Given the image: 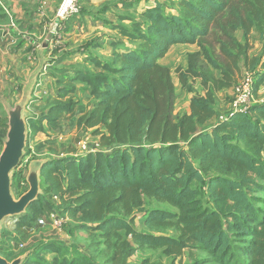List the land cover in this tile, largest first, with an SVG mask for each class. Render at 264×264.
Segmentation results:
<instances>
[{
	"label": "trees",
	"instance_id": "obj_1",
	"mask_svg": "<svg viewBox=\"0 0 264 264\" xmlns=\"http://www.w3.org/2000/svg\"><path fill=\"white\" fill-rule=\"evenodd\" d=\"M179 7L176 14L166 13L162 4L149 8L143 14L146 31L138 22L140 35L129 32L139 43L136 49L114 51L112 63L99 62L97 73L68 76L45 112L28 117L35 134L44 131L45 121L53 124L72 115L76 82H86L95 103L79 117L77 129L92 131L98 150L48 159L41 189L47 186L59 199L43 203L41 193L20 215L17 231L32 227L54 207L74 218L78 229L91 237L98 232L108 248H115L110 264H127L137 249L132 241L175 257L198 248L220 264H264V198L257 196L264 193V103L225 120L214 108L217 92L235 85L245 71L255 72L256 96L264 86L263 56L249 54L254 28L264 40V0H180ZM174 44L198 47L188 65L177 69L178 84L190 92L191 82L199 79L204 88L191 97L184 114L175 113L171 69L159 62ZM195 182L207 185L211 205ZM145 198L177 211L148 210L144 224L156 231L173 227L177 235L136 230ZM121 231L132 238L123 239ZM44 243L23 264L33 259L37 264H99L90 250Z\"/></svg>",
	"mask_w": 264,
	"mask_h": 264
},
{
	"label": "crops",
	"instance_id": "obj_2",
	"mask_svg": "<svg viewBox=\"0 0 264 264\" xmlns=\"http://www.w3.org/2000/svg\"><path fill=\"white\" fill-rule=\"evenodd\" d=\"M60 2L61 0H0L1 105L4 101L19 102L28 85L32 84L27 111L32 117L42 115L46 107L56 98L59 88L65 86L68 76H77L80 72L97 73L101 71L99 62L112 63L114 51L136 49L139 43L130 38L129 32L132 31L134 20L141 23L142 32L146 31L147 24L143 14L149 8L162 4L166 10L171 8V13L179 12V3L176 0H79L80 14L63 22L56 16ZM236 34L237 39L244 43L243 32L238 31ZM250 42L252 45L250 56H263L264 60V40L261 39L257 28L252 30ZM175 46L182 47L185 56L198 48L196 44H174L171 48ZM159 62L170 68L168 64L161 62V59ZM215 72L219 75L218 71ZM178 82L176 76V86ZM191 83L198 86H193L194 89L190 92L184 90L185 103L183 107L175 110L178 114L189 112L191 97L204 92L199 79ZM221 92L222 90L217 94L214 104V108L219 113L227 107L223 95H220ZM257 95L256 102L264 103L262 97L264 86L258 87ZM73 97L76 101L74 113L63 117L57 123L48 124L45 121L44 131L35 133L36 143H45L43 142L45 138L49 139L52 134L54 136L60 134H54L56 128L61 131L67 126L69 129H76L79 117L93 109L95 100L86 82H76ZM213 122L217 121L213 120ZM4 129L0 127L2 142L7 138L8 132L5 131L4 135ZM41 135H45V138ZM92 140L96 144L91 145L90 148L98 145V137H93ZM68 154L72 153L65 152L60 157ZM50 214L51 217L54 215ZM51 228L61 232V229L55 225L51 224ZM70 228L72 226L67 228L68 234L71 232ZM69 236L72 238L66 240L60 238V240L82 250L89 249L84 245H75L73 235ZM49 255L53 257L52 253ZM49 257L47 254V258L51 260L52 257ZM128 261L132 262V259L129 258Z\"/></svg>",
	"mask_w": 264,
	"mask_h": 264
},
{
	"label": "rangeland",
	"instance_id": "obj_3",
	"mask_svg": "<svg viewBox=\"0 0 264 264\" xmlns=\"http://www.w3.org/2000/svg\"><path fill=\"white\" fill-rule=\"evenodd\" d=\"M179 1L180 0H176L177 3H179ZM170 10L165 9L166 13H171ZM179 10L181 11L182 8L178 7V11ZM137 23L138 22H135V20L133 21L131 32L135 33L132 35L137 34L138 36L140 35V32L138 31L139 26L137 25ZM189 54L185 56L184 49L182 47L175 46L168 50L165 56L161 58V62H164L165 64H168L170 66L172 75L174 76V78H176L177 69L179 67H186L188 65ZM245 70H243V72ZM194 86L197 87L198 85ZM232 86L221 89L222 92L220 93V95H223L224 100L227 103V107L222 113L226 112L228 108V102H230L231 100L230 97L233 92ZM200 90L202 89L200 88ZM220 91H218L217 94ZM176 96L177 98L175 102V110L177 111V108L183 107L185 103V101L183 100L185 98L184 88L181 87L180 84H178V86L176 87ZM255 98L257 100L258 95H255ZM15 104L16 103H9L7 101L3 102L2 105L0 104V127L5 128L4 135L5 131L7 132L9 130V114L6 109V106L11 105V107H14ZM26 112L27 116H29L30 114L28 113V111ZM26 121L28 125V139L26 143V148L24 150V155L21 159L20 164L11 173L12 192L16 199L20 198L24 194L23 192H26L29 189L27 175L29 173L31 162H33L34 159L56 158L58 156H62L65 152H76L84 143L88 144L89 146H94L96 144L95 141L92 140L93 137L96 138L95 136H93L92 131L89 130L88 132H82L79 131L77 128L69 129L68 126L66 129H63V131H61V129L59 130L58 128H56L54 134H60H57L55 136L52 134L49 139L45 138V135H41L42 138H45L43 141L45 143H36V136L33 131H31L29 128L30 126L27 118ZM4 142H2L0 139V155L5 146ZM37 146H39V148H37ZM193 186L200 191L205 204H207V185L205 183L195 182ZM41 190L43 193V203L53 202L56 204L55 199H53V197L48 193L47 186H45ZM257 196L264 198V193L259 192ZM208 205H211V202H209ZM259 205H262V203L260 202ZM154 208L177 211V208L169 205L168 203L159 202L150 198H145V203L142 208L143 210L138 212L137 217L135 219L136 230L152 231L158 234L163 233L168 235H177V231L173 227L163 228L160 231H156L149 229L144 224L145 213L148 210ZM51 213L54 214L52 216L53 219L51 217V214L46 212L36 223L33 224L32 227L23 228V232H19L16 230V226L20 221V215L6 217L2 221L1 225L0 244L2 249H0V255L7 258L9 261H12L16 259L18 255L21 256L30 250H38L39 248H41V246L46 245V243L44 242L53 241L61 242L64 244V247H68L70 250H72L74 249V247L71 246L70 243L61 240L71 239L72 237H70L69 235H73V238L76 241L75 245L87 246V248H89L87 250L91 251V253L95 256L96 260H98V263L100 262V264H106V261L107 263L109 262V258L114 252L115 248H108V246L103 242V239H101V237L98 235V232L94 233V237H91L87 231L78 229L77 221L74 218H71L67 213H65L63 209H59V211L57 212L53 207ZM48 217H50L51 219H48ZM56 218L61 219L63 222L60 227L56 226L57 228L61 229V232H59V230H53L51 228V224L55 225L54 219L56 220ZM71 226L72 228L69 229L71 232L70 234H68L67 228ZM121 233L123 234V239L129 240L132 238L131 236L127 237L124 234V231H121ZM235 244H240V241L236 240ZM132 245L134 248L137 247V249H135L132 255L127 258V264H220L218 260H216L212 255L198 248L190 250L187 249L185 250L183 255L175 257L172 255H167L163 248H150L148 246L138 247L137 243H135L134 241H132ZM65 252H68L67 248ZM48 256H50L49 258L52 257V255L49 254ZM129 258L130 260L132 259V262L128 261ZM29 264L37 263H35V260L33 259L29 261Z\"/></svg>",
	"mask_w": 264,
	"mask_h": 264
},
{
	"label": "water",
	"instance_id": "obj_4",
	"mask_svg": "<svg viewBox=\"0 0 264 264\" xmlns=\"http://www.w3.org/2000/svg\"><path fill=\"white\" fill-rule=\"evenodd\" d=\"M32 92V84L28 85L22 99L14 107L7 105L9 114V130L4 149L0 155V238L2 221L8 216L22 215L31 203L38 199L41 190V170L45 160H34L27 175L29 189L18 199L12 192V171L20 164L28 139L26 118L27 106ZM5 102V101H4ZM31 252L9 261L0 255V264H23Z\"/></svg>",
	"mask_w": 264,
	"mask_h": 264
},
{
	"label": "built area",
	"instance_id": "obj_5",
	"mask_svg": "<svg viewBox=\"0 0 264 264\" xmlns=\"http://www.w3.org/2000/svg\"><path fill=\"white\" fill-rule=\"evenodd\" d=\"M81 8L79 0H61L57 9L56 16L61 21H66L72 16L80 14ZM255 72L245 71L238 82L233 86V92L231 100L228 102V108L225 113L220 115L221 120L229 119L236 113L248 112L253 104L256 102L255 92ZM98 150V145L90 148L86 143L82 144L79 153L85 154L89 151ZM55 199H59V196H54ZM55 226L60 227L62 225L61 219H54Z\"/></svg>",
	"mask_w": 264,
	"mask_h": 264
}]
</instances>
